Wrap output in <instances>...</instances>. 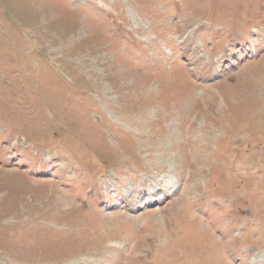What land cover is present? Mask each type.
<instances>
[{
    "label": "rangeland",
    "instance_id": "1",
    "mask_svg": "<svg viewBox=\"0 0 264 264\" xmlns=\"http://www.w3.org/2000/svg\"><path fill=\"white\" fill-rule=\"evenodd\" d=\"M0 264H264V0H0Z\"/></svg>",
    "mask_w": 264,
    "mask_h": 264
},
{
    "label": "bare ground",
    "instance_id": "2",
    "mask_svg": "<svg viewBox=\"0 0 264 264\" xmlns=\"http://www.w3.org/2000/svg\"><path fill=\"white\" fill-rule=\"evenodd\" d=\"M157 187H158V186H157ZM110 188H111V187H110ZM140 191H142V190H140ZM203 191H204V189H203ZM138 195L141 196V195H142L141 192H139ZM221 203H222V202H221ZM227 204H228V203H227ZM217 206H218V205H217ZM222 206H223V205H222ZM223 208H224V213H225L226 215L229 216V212L231 213V215H233L232 213H233L234 210L232 209L231 206H229V205L226 206V205H225ZM231 215H230V216H231ZM234 215H235V214H234ZM232 218H234V217H232ZM235 221H236V220H235ZM230 222H231V221H230ZM230 222H229V223H230ZM229 223H228V224H229ZM228 227H230V226H228ZM228 227H227V228H228ZM231 227H232V226H231ZM189 257H190V256H189Z\"/></svg>",
    "mask_w": 264,
    "mask_h": 264
}]
</instances>
